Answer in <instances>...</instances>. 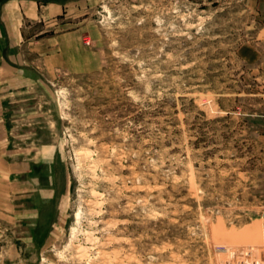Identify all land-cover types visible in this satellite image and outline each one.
<instances>
[{
  "label": "rangeland",
  "instance_id": "rangeland-1",
  "mask_svg": "<svg viewBox=\"0 0 264 264\" xmlns=\"http://www.w3.org/2000/svg\"><path fill=\"white\" fill-rule=\"evenodd\" d=\"M7 1L0 264H264V37L245 0H33L14 46Z\"/></svg>",
  "mask_w": 264,
  "mask_h": 264
},
{
  "label": "crops",
  "instance_id": "crops-1",
  "mask_svg": "<svg viewBox=\"0 0 264 264\" xmlns=\"http://www.w3.org/2000/svg\"><path fill=\"white\" fill-rule=\"evenodd\" d=\"M245 5L247 9L251 10L252 12H255L256 15L259 17L262 24V33H263L262 36L264 37V0H245ZM38 11H39V6L37 2L33 0H29L27 2H22V1L18 2L13 0V1H7L4 4L3 9H1V13H3L4 21L7 22L6 27L8 31L9 32L13 31V34L11 33L10 35L11 46L19 44L20 41H22L23 39L22 22L18 21V23H15L14 17L17 16L19 18V16H21V18L17 20H21V19L24 20L26 18L36 19L39 14ZM10 15L12 17V20H7L9 19V17L5 20L6 16H10ZM52 41L53 40L50 38L49 43L54 45ZM35 43H36L35 45H37L36 50L39 51L38 49L42 47L41 43L44 42L36 41ZM2 53L3 52L0 48V55H2Z\"/></svg>",
  "mask_w": 264,
  "mask_h": 264
}]
</instances>
